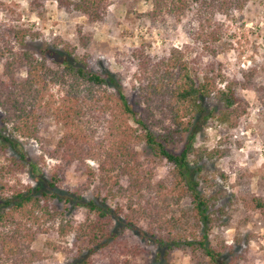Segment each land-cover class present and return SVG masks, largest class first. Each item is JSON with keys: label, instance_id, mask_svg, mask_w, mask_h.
Wrapping results in <instances>:
<instances>
[{"label": "rangeland", "instance_id": "obj_1", "mask_svg": "<svg viewBox=\"0 0 264 264\" xmlns=\"http://www.w3.org/2000/svg\"><path fill=\"white\" fill-rule=\"evenodd\" d=\"M31 1L0 0V53L29 51L40 57L46 45L73 49L76 55L87 59L91 70L100 75H114L122 93L138 111L147 106L146 89L168 71L175 73L166 63L173 49L182 54L199 82L211 67L224 76V82L217 78L218 88H224L227 80L235 81L240 98L235 106L227 108L215 94L204 100V107L212 117L196 135L188 161L195 169L199 189L210 199L211 245L222 250L227 264H264V211L251 207L254 196L264 199V0H241L242 9L233 13V19L222 12L213 16L214 27L221 37L207 46L217 54L195 42L193 35L198 26L193 12L180 21L175 17L164 21L144 17L152 10V0H107L105 16L98 22H90L79 12L60 9L55 0H41L37 12ZM83 36L89 38L85 45ZM3 61L0 59V75ZM48 63L56 67L51 61ZM106 90L113 100H118L116 89L109 86ZM152 97L158 116L160 111L155 105L160 95ZM120 111L112 109L114 115ZM223 111L228 122L219 117ZM112 120L111 114L100 116L96 123L97 138H106ZM115 125L117 137L124 140L130 137L136 151L132 168L142 171L140 176L149 180L151 186L144 190L141 202L153 218L146 216L139 227L146 231L152 225L155 231L165 233L180 227L173 219L181 217L185 223L193 222L189 217L193 208L190 199L179 198L178 190L173 188V166L157 157L144 142L133 141V130L138 127L129 116L120 117ZM0 131L17 142L33 164L14 170L7 178L10 186L34 188L49 182L61 163L51 153L64 134L63 124L51 118L44 120L37 139L22 138L1 123ZM186 141L185 135L184 140L169 148L179 153ZM19 158L17 151L4 147L0 141V171ZM90 169L93 176L88 175ZM59 175V194L69 191L81 194L84 203L91 199L100 202L95 195L97 188L103 186L115 193L107 202L110 206L118 203L125 206L128 202L124 194L130 188L129 178L120 170L102 177L96 160L74 162ZM39 177L41 180H37ZM104 182L107 184L102 185ZM48 206L56 213L38 226L39 233L30 249L40 256L33 264H72L80 248L79 229L95 215L84 204L54 199ZM194 233L195 239L201 238L202 227H195ZM157 251L155 245L139 234L127 231L94 254L92 264H108L111 260L119 264H160ZM0 264L9 263L0 260ZM166 264H208V258L197 248L178 249L171 252Z\"/></svg>", "mask_w": 264, "mask_h": 264}, {"label": "trees", "instance_id": "obj_2", "mask_svg": "<svg viewBox=\"0 0 264 264\" xmlns=\"http://www.w3.org/2000/svg\"><path fill=\"white\" fill-rule=\"evenodd\" d=\"M41 0L31 1V7L38 12ZM59 8L67 12H79L90 22H98L105 16L107 0H55ZM242 9L241 0H152V10L144 17L153 21H164L167 17H175L178 21L188 12H193L197 22V32L193 35L196 43L205 45L207 51L217 54L207 44H214L221 37L215 29L213 16L222 12L230 19L233 13ZM82 44L88 37L83 36ZM40 57L29 52L0 53L3 70L0 75V123L11 127L12 131L26 139H37L43 121L51 118L62 123L65 131L58 140L51 156L61 163L58 171L52 175L49 182H42L36 187L16 188L7 181L14 170L33 164L27 154L14 140L5 137L0 131V141L4 147H12L19 154V160L13 159L12 165L2 167L0 171V260L9 264H33L39 260L38 253L30 249L36 235L46 218L53 217L48 204L54 200L66 203L84 204L95 215L94 219L79 229L80 248L72 264H92V256L111 241H116L120 234L132 231L142 239L158 248L157 260L160 264L169 261L171 252L181 249H199L208 258V264H227L222 250L213 247L209 241L210 199L199 189L195 178V169L188 161L196 135L204 128L212 117L204 107V100L215 94L218 101L227 108L240 102L235 81L227 80L224 88H218L217 78L224 82V76L214 68H208L202 81L199 82L190 71L189 64L182 58L179 51L173 49L167 59V66L175 70L157 78L150 85L144 98L147 106L138 111L121 91L120 83L111 73L100 75L90 69L87 59L81 58L70 48L58 49L45 46L39 53ZM51 61L56 67L49 65ZM24 74V76H22ZM116 89L118 100H113L106 87ZM160 98L153 110V95ZM112 104H115L112 107ZM138 104L139 101H138ZM121 109L119 115L112 113ZM111 114L106 138H97L96 123L100 116ZM129 116L137 125L133 130L136 142H144L157 157L173 166L171 171L173 188L178 190L179 198H189L193 206L189 217L193 222L185 223L182 218L173 219L179 224L177 231L167 230L159 233L150 225L147 230L139 227L146 216L153 218L151 211L141 202L144 190L150 189V183L143 180L139 170L132 168L136 151L131 139H121L115 133L116 123L120 117ZM222 121L228 122L226 112L219 115ZM116 129V130H115ZM141 131V132H140ZM184 149L174 153L169 147L184 140ZM92 159L99 163L101 176L120 170L123 176L130 180V188L126 189L128 197L126 205L107 204L115 197L112 189L97 188L96 197L84 203L79 193H57L60 173L74 162L85 163ZM59 172V173H58ZM89 176L94 173L87 171ZM37 180H41L39 177ZM107 183H102L106 185ZM11 191V193H10ZM251 207L264 211V199L254 196ZM62 214V212H61ZM185 216V213L183 214ZM47 218V219H48ZM202 227L203 234L195 239V227ZM189 232V235L183 233ZM194 236V239H188ZM108 264H119L111 260Z\"/></svg>", "mask_w": 264, "mask_h": 264}]
</instances>
